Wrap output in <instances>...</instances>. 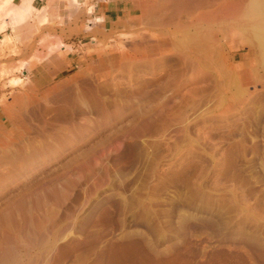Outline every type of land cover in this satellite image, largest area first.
I'll list each match as a JSON object with an SVG mask.
<instances>
[{"label":"rangeland","instance_id":"rangeland-1","mask_svg":"<svg viewBox=\"0 0 264 264\" xmlns=\"http://www.w3.org/2000/svg\"><path fill=\"white\" fill-rule=\"evenodd\" d=\"M152 3L78 62L81 29L0 41V260L264 264V71L236 42L199 67L141 62L165 30Z\"/></svg>","mask_w":264,"mask_h":264},{"label":"bare ground","instance_id":"bare-ground-1","mask_svg":"<svg viewBox=\"0 0 264 264\" xmlns=\"http://www.w3.org/2000/svg\"><path fill=\"white\" fill-rule=\"evenodd\" d=\"M152 4L148 17L155 24H164L165 30L152 34L151 48L139 52L141 62L152 63L176 56L177 49H185L176 57L177 62L199 67L206 60H228L224 57L225 51H231L236 42L237 47H246L247 54L257 60V66L264 71V0H153ZM182 13L187 18L184 22L180 20ZM235 35L239 38L235 39ZM115 63L122 67L128 62L116 60ZM218 66L220 68L221 64ZM231 66L229 63L225 67ZM33 147L28 151L37 150ZM5 201L8 202L6 198ZM7 254L9 252L2 256L1 264H18L12 253L9 259Z\"/></svg>","mask_w":264,"mask_h":264},{"label":"crops","instance_id":"crops-1","mask_svg":"<svg viewBox=\"0 0 264 264\" xmlns=\"http://www.w3.org/2000/svg\"><path fill=\"white\" fill-rule=\"evenodd\" d=\"M134 3L135 0H11L14 14L12 12L1 17L0 27L2 20L6 26L0 28V41L8 36L27 39L37 30L38 25L61 24L65 33L81 29L85 31L84 34L69 43L75 47L74 53L68 52L66 57L67 60L78 62L86 59L95 50L97 43L105 39L116 25L132 17ZM20 9L37 15V19L46 14L49 21L38 23L33 17L32 20L30 16L24 18L16 13Z\"/></svg>","mask_w":264,"mask_h":264}]
</instances>
